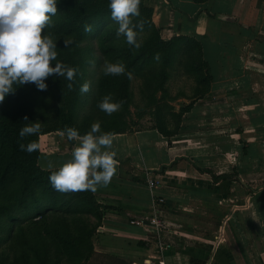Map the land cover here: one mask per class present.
<instances>
[{"label":"crops","instance_id":"obj_1","mask_svg":"<svg viewBox=\"0 0 264 264\" xmlns=\"http://www.w3.org/2000/svg\"><path fill=\"white\" fill-rule=\"evenodd\" d=\"M144 4L162 39L201 43L212 79L174 135L159 133L150 117L144 128L113 134L117 171L107 186L91 190L101 205L110 206L101 241L130 264H264V175L251 174L264 166V158L252 157L256 146L248 140L240 144L246 136L264 134V0ZM175 101L188 104L183 97ZM235 102L247 118L258 109V122L249 119L236 130L233 105L220 107ZM207 117L225 121L181 126L185 118ZM37 142L42 170L58 168L78 143L63 131L40 134ZM154 216L163 221L161 230L129 223Z\"/></svg>","mask_w":264,"mask_h":264},{"label":"trees","instance_id":"obj_2","mask_svg":"<svg viewBox=\"0 0 264 264\" xmlns=\"http://www.w3.org/2000/svg\"><path fill=\"white\" fill-rule=\"evenodd\" d=\"M108 2L58 0L57 12L45 30L61 38L56 40V59L77 69L75 79L53 74L46 78L45 90L34 83L30 92L23 84H14L15 90L0 101V264H89L102 210L110 208L101 205L91 190H55L49 181L55 169L42 170L39 149L27 152L20 143L37 140L43 133L64 132L69 126L84 134L95 121L100 122L101 131L129 132L131 108L136 117L147 114L154 128L170 137L182 115L193 107V100L208 92L212 76L198 40L162 39L152 23L151 9L141 0L140 15L133 17L134 22L143 21V28L137 29L141 46L135 48L123 34L117 35L118 24L111 18ZM86 24L92 25V31H85ZM68 39L73 43L65 46L63 41ZM157 52L158 60L154 59ZM105 60L123 61L131 76L105 75ZM90 61L100 69L97 90L91 112L77 125L75 115L83 94L80 86L86 81ZM182 75L192 83L190 93L181 90L172 95L169 80ZM135 82L138 101L134 99ZM107 93L122 101L111 115L97 106ZM178 97L191 102L175 112L170 102ZM31 121L40 123L39 134L21 138L20 128Z\"/></svg>","mask_w":264,"mask_h":264},{"label":"clouds","instance_id":"obj_3","mask_svg":"<svg viewBox=\"0 0 264 264\" xmlns=\"http://www.w3.org/2000/svg\"><path fill=\"white\" fill-rule=\"evenodd\" d=\"M141 0H109L111 18L118 24L117 35L123 34L129 45L139 48L137 29L143 28V21H133L140 15ZM58 0H0V101L15 90L14 84L35 83L37 89L47 88L46 78L55 74L73 81L77 69L68 66L57 58V41L45 32L46 25L57 12ZM85 31H92V25L86 24ZM71 39L64 40L65 46L72 44ZM160 54H154L159 59ZM53 61H56L53 63ZM94 63V61H90ZM105 75L125 74L129 77L123 61L105 60ZM72 83L68 88H72ZM89 82L80 86V92L89 90ZM97 106L111 115L122 106V101L113 99L112 93L103 95ZM27 120V117L24 118ZM40 123L31 121L19 130L24 138L39 134ZM68 139L78 141L71 152V158L50 172L49 181L60 192L92 190L98 186H107L117 171L118 160L112 150L113 134L101 131L100 122L91 124L90 130L80 134L72 126L64 130ZM19 147L27 152L39 149L37 140ZM51 167V165H49Z\"/></svg>","mask_w":264,"mask_h":264},{"label":"rangeland","instance_id":"obj_4","mask_svg":"<svg viewBox=\"0 0 264 264\" xmlns=\"http://www.w3.org/2000/svg\"><path fill=\"white\" fill-rule=\"evenodd\" d=\"M45 32L50 35L54 40H61V38L57 35H55V33H53V31L51 30H45ZM125 39V38H124ZM97 58V56H96ZM100 69L96 66L95 63H91L88 67H87V77H86V81L89 82L90 84V88L87 92L83 93L82 96H81V99H80V103L78 105V108H77V112H76V115H75V124H80L84 119L85 117L91 112V108H92V103H93V99H94V95L96 93V90H97V82H98V71ZM85 81V82H86ZM24 87L26 88V90L28 92L32 91L33 89V85L34 83L32 82H29V83H24L23 84ZM169 87H170V92L172 95L176 94L178 91H184L186 94L190 93V88L192 86V83L189 79H187L185 76H176V77H173V79H170L169 80V83H168ZM133 91H134V99L135 101H138L140 96L138 94V83L135 82L134 85H133ZM187 100V103H190L191 101ZM238 102H235L233 104H227V103H224L222 106V110H227V107L229 106L230 108H232V105L233 107L235 108V115H234V121H235V127H236V130H238L239 128L242 127V125L246 122L249 121V119L251 118H247L249 117L247 115L246 112H244V106L242 104H237ZM170 104L173 106V108H177L179 109V103L174 100V101H171ZM240 107V108H238ZM220 110V109H219ZM252 109V112H251V115L253 117H256V118H252L250 121H251V124H253L254 122H258V116H259V111L257 110H254ZM131 112H132V115L131 117H129V120H130V131L129 132H132L134 130H137V129H140V128H144L146 126H148L149 122H148V118L149 116H147V114H144L142 115L141 117H136L135 113H134V108H131ZM258 115V116H257ZM225 120L223 119H217V120H212L210 117H207V118H185L184 120H182V124L181 126L185 127V126H190L191 128H195L197 127L198 128V125L200 124H209V123H213V122H216V123H221ZM191 130V129H189ZM196 131V130H195ZM234 138H237L234 137ZM237 142L238 140L235 139ZM247 140L248 142H251V145L252 146H256L255 148V152L252 153V157L255 158L256 160H258V157H261L262 159L264 158V134L262 135L261 133H256L255 135L254 134H251L250 136H246V140L242 141L240 144L242 146H245L246 144H249L247 143ZM238 144H236L237 146ZM246 148V147H245ZM237 155H235L236 158H240L242 156V151H239L237 150ZM258 169V168H256ZM253 170V168H252ZM259 171H256L254 173H251L253 174V176H256V175H264V166L261 168V169H258ZM261 170V171H260ZM106 210H102V222H101V226L104 225L105 221H106ZM106 232L104 231V233H102V231H100V229L98 228L97 231L95 232L94 234V237H93V249H94V254L91 256V258L89 259V264H130V262H127V261H123L121 259V255L120 254H117V252H115V248H109L107 247V245H105L102 241H101V238H100V234H105ZM114 247V245L112 246Z\"/></svg>","mask_w":264,"mask_h":264},{"label":"built area","instance_id":"obj_5","mask_svg":"<svg viewBox=\"0 0 264 264\" xmlns=\"http://www.w3.org/2000/svg\"><path fill=\"white\" fill-rule=\"evenodd\" d=\"M150 188L154 187V183L153 182H149L148 185ZM163 200L161 198H158L157 203H162ZM129 223L132 225H143L145 223H149L152 226H154L156 229L161 230L162 228H164V223L162 220H160L159 218H157L156 216L154 217H146V218H131L129 220ZM100 229V227H99Z\"/></svg>","mask_w":264,"mask_h":264}]
</instances>
